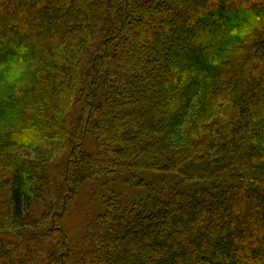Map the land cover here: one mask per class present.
Returning <instances> with one entry per match:
<instances>
[{
	"label": "trees",
	"instance_id": "1",
	"mask_svg": "<svg viewBox=\"0 0 264 264\" xmlns=\"http://www.w3.org/2000/svg\"><path fill=\"white\" fill-rule=\"evenodd\" d=\"M0 72V264H264V0H0Z\"/></svg>",
	"mask_w": 264,
	"mask_h": 264
},
{
	"label": "rangeland",
	"instance_id": "2",
	"mask_svg": "<svg viewBox=\"0 0 264 264\" xmlns=\"http://www.w3.org/2000/svg\"><path fill=\"white\" fill-rule=\"evenodd\" d=\"M3 76L7 81H9V77L6 76L4 72H0V79H2ZM91 136L93 135L88 133L87 139L90 148H92V140L89 139ZM89 187V184L81 185L80 190L78 191L77 195H75L74 199L69 203L68 209L61 220V225L66 231L69 239L77 238V236L80 235L83 227L86 224L85 216L87 215L88 211H91L92 209L90 208V204L92 203L90 202V198L93 197L89 192Z\"/></svg>",
	"mask_w": 264,
	"mask_h": 264
}]
</instances>
